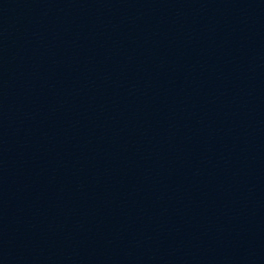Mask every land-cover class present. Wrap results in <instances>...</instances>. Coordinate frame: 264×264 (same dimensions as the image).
<instances>
[{
    "label": "water",
    "instance_id": "95a60500",
    "mask_svg": "<svg viewBox=\"0 0 264 264\" xmlns=\"http://www.w3.org/2000/svg\"><path fill=\"white\" fill-rule=\"evenodd\" d=\"M0 264H264V0H0Z\"/></svg>",
    "mask_w": 264,
    "mask_h": 264
}]
</instances>
